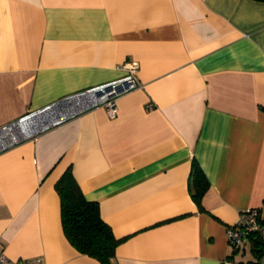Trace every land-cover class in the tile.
I'll return each mask as SVG.
<instances>
[{"label":"crops","instance_id":"1","mask_svg":"<svg viewBox=\"0 0 264 264\" xmlns=\"http://www.w3.org/2000/svg\"><path fill=\"white\" fill-rule=\"evenodd\" d=\"M127 61L141 87L115 116L99 105L0 152L4 253L101 264L62 229L70 167L119 240L112 264H252L249 248L228 259L227 230L247 210L264 220V1L0 0V126Z\"/></svg>","mask_w":264,"mask_h":264},{"label":"built area","instance_id":"2","mask_svg":"<svg viewBox=\"0 0 264 264\" xmlns=\"http://www.w3.org/2000/svg\"><path fill=\"white\" fill-rule=\"evenodd\" d=\"M138 63L127 61L121 68L124 74L115 80L81 90L53 101L46 106L27 113L22 118L0 126V152L7 148L35 136L38 132L62 123L93 107L103 105L108 114L113 117L117 113V99L136 88L141 87L137 78ZM40 123V118L45 117ZM256 210H247L240 217V224L227 230L230 242H239L250 231H258L264 239V224H260ZM240 226H243L240 228ZM0 264H41L38 258L13 261L3 251L0 242Z\"/></svg>","mask_w":264,"mask_h":264},{"label":"trees","instance_id":"3","mask_svg":"<svg viewBox=\"0 0 264 264\" xmlns=\"http://www.w3.org/2000/svg\"><path fill=\"white\" fill-rule=\"evenodd\" d=\"M191 184L192 196L200 205L208 181L196 164H193ZM56 189L60 196L62 229L71 245L80 253L95 258L101 264H112L119 240L115 238L108 224L102 220L98 204L84 197L70 167L58 179ZM258 221L264 224V220L260 217ZM230 248L231 254L228 259H232L233 255L247 248L253 257L250 263L260 264L264 258V239L258 231L248 232L239 242H230Z\"/></svg>","mask_w":264,"mask_h":264},{"label":"bare ground","instance_id":"4","mask_svg":"<svg viewBox=\"0 0 264 264\" xmlns=\"http://www.w3.org/2000/svg\"><path fill=\"white\" fill-rule=\"evenodd\" d=\"M44 116H45V117H42V116H41V118H40V120H39L40 123L43 122V121H45L44 118H48V117H49V115L47 116V114H44Z\"/></svg>","mask_w":264,"mask_h":264}]
</instances>
